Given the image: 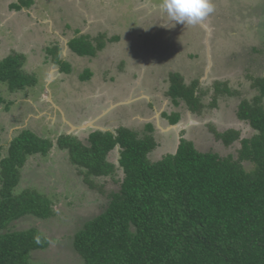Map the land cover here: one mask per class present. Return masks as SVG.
I'll use <instances>...</instances> for the list:
<instances>
[{
    "label": "rangeland",
    "instance_id": "374dc122",
    "mask_svg": "<svg viewBox=\"0 0 264 264\" xmlns=\"http://www.w3.org/2000/svg\"><path fill=\"white\" fill-rule=\"evenodd\" d=\"M25 1L29 4L16 10L11 5L20 6L19 1L0 0V61L21 54L23 71L37 84L13 92L0 86V154L21 130L52 142L45 157L27 159L16 189L46 196L52 215L26 216L7 228H35L48 241L45 249L29 254L32 264H82L72 237L118 190V151L108 155L115 175L95 178L97 188H89L66 153L54 146L57 138L67 134L85 143L93 131L127 128L138 137L152 136L156 147L148 154L150 162L174 153L179 138L197 151L236 158L239 140L254 135L238 119L237 107L258 94L252 84L264 77V0H212L213 13L194 26L172 20L163 0ZM77 37L94 45L100 39L102 48L92 57L77 56L67 45ZM53 50L67 72L52 61ZM85 71L90 77L82 80ZM171 72L185 85L196 81L198 112L191 114L182 102L172 104L167 96ZM172 113L178 114L175 125L163 116ZM228 130L239 138L224 146L216 135Z\"/></svg>",
    "mask_w": 264,
    "mask_h": 264
},
{
    "label": "trees",
    "instance_id": "16d2710c",
    "mask_svg": "<svg viewBox=\"0 0 264 264\" xmlns=\"http://www.w3.org/2000/svg\"><path fill=\"white\" fill-rule=\"evenodd\" d=\"M17 1L20 6L12 4V9L29 4ZM95 41L94 45L77 37L67 45L77 56L92 57L102 48L100 39ZM50 53L67 72L68 65L56 51ZM24 62L17 53L0 61V86L8 92L37 84L33 74L23 71ZM89 77L85 71L80 78ZM168 82L172 104L182 102L191 114L198 112L196 81L185 85L178 73L171 72ZM252 86L258 94L239 102L237 117L254 135L239 140L236 158L197 151L190 141L179 138L174 153L150 162L148 154L156 147L152 136L138 137L127 128L93 131L85 143L67 134L57 138L54 146L66 153L89 188H97L95 178L115 175L108 155L118 151L117 168L122 173L118 190L107 195L105 209L72 237L82 264H264V77L256 78ZM163 116L170 125L178 123L177 113ZM216 136L224 146L239 138L232 130ZM52 147L48 139L21 130L9 141L5 155L0 154V264H32L29 254L48 245L35 228L7 227L26 216L44 220L52 215L46 196L34 189L16 190L27 159L45 157Z\"/></svg>",
    "mask_w": 264,
    "mask_h": 264
},
{
    "label": "clouds",
    "instance_id": "9594fccd",
    "mask_svg": "<svg viewBox=\"0 0 264 264\" xmlns=\"http://www.w3.org/2000/svg\"><path fill=\"white\" fill-rule=\"evenodd\" d=\"M162 7L177 24L193 26L214 11L212 0H163Z\"/></svg>",
    "mask_w": 264,
    "mask_h": 264
}]
</instances>
